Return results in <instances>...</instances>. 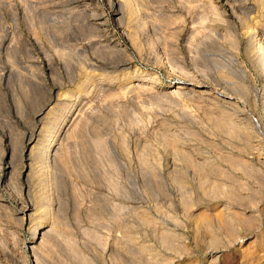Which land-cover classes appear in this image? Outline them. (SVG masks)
<instances>
[{
  "label": "rangeland",
  "instance_id": "rangeland-1",
  "mask_svg": "<svg viewBox=\"0 0 264 264\" xmlns=\"http://www.w3.org/2000/svg\"><path fill=\"white\" fill-rule=\"evenodd\" d=\"M0 264H264V0H0Z\"/></svg>",
  "mask_w": 264,
  "mask_h": 264
}]
</instances>
